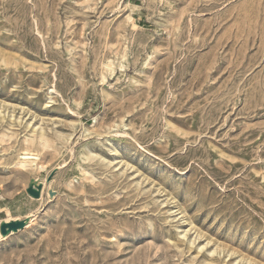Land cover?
<instances>
[{
  "label": "rangeland",
  "instance_id": "374dc122",
  "mask_svg": "<svg viewBox=\"0 0 264 264\" xmlns=\"http://www.w3.org/2000/svg\"><path fill=\"white\" fill-rule=\"evenodd\" d=\"M7 216L0 264H264V0H0Z\"/></svg>",
  "mask_w": 264,
  "mask_h": 264
},
{
  "label": "bare ground",
  "instance_id": "6f19581e",
  "mask_svg": "<svg viewBox=\"0 0 264 264\" xmlns=\"http://www.w3.org/2000/svg\"><path fill=\"white\" fill-rule=\"evenodd\" d=\"M32 143V142H31ZM19 164L22 167H26L27 165L34 164L37 167L39 166L37 160H39V156L37 153L32 152V150L25 148L23 154L20 156ZM41 167V166H39ZM40 182L37 178L32 179L33 185L37 187V183ZM21 218L18 216H7L5 218L0 219V233L3 235H7L10 232L15 230L17 224L21 223ZM14 227V228H11Z\"/></svg>",
  "mask_w": 264,
  "mask_h": 264
}]
</instances>
